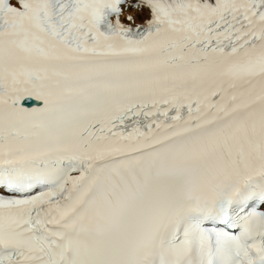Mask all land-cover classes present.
I'll return each mask as SVG.
<instances>
[{
	"label": "snow or ice",
	"instance_id": "6c2138e0",
	"mask_svg": "<svg viewBox=\"0 0 264 264\" xmlns=\"http://www.w3.org/2000/svg\"><path fill=\"white\" fill-rule=\"evenodd\" d=\"M0 264H264V0H0Z\"/></svg>",
	"mask_w": 264,
	"mask_h": 264
}]
</instances>
